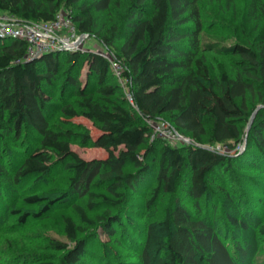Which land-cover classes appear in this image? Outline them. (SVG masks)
I'll return each mask as SVG.
<instances>
[{
    "label": "trees",
    "instance_id": "trees-1",
    "mask_svg": "<svg viewBox=\"0 0 264 264\" xmlns=\"http://www.w3.org/2000/svg\"><path fill=\"white\" fill-rule=\"evenodd\" d=\"M199 2L129 0L124 28L118 33L111 27L102 35L95 30V14L108 11L114 0H0L1 11L24 23L50 22L70 9L78 33L116 50L132 96L131 103L119 85L109 82L111 64L102 54L65 51L28 60L26 41L0 39V201L17 195L29 181L41 183L59 166L71 175L70 192L62 190L61 197L85 198L86 209L73 206L79 223L64 218V233L74 245L51 240L50 248L64 256L60 263L42 264H81L88 248L82 236L100 225L115 238L126 228L131 231L133 260L126 264H247L252 245L244 233L257 227L264 237L259 193L264 184L256 175H264V1L251 0L249 9V19L257 27L260 23L255 46L221 41L201 46ZM204 52L239 58L234 76H213ZM249 99L263 108L247 133ZM54 111L66 119L93 121L100 132L94 146L107 158L86 160L72 150L71 140L80 133L77 127L55 129ZM148 119L169 122L194 143L151 141ZM26 131L36 135L35 146L15 158L3 144L18 143ZM246 135L241 155L201 145L235 148ZM96 185L110 197L96 193ZM180 190L190 207L176 204L162 220L151 221L161 195ZM130 193L142 202L133 203ZM57 199L32 194L24 202L45 203L48 210ZM100 204L104 209L90 217ZM10 212L22 223L29 218Z\"/></svg>",
    "mask_w": 264,
    "mask_h": 264
},
{
    "label": "rangeland",
    "instance_id": "rangeland-1",
    "mask_svg": "<svg viewBox=\"0 0 264 264\" xmlns=\"http://www.w3.org/2000/svg\"><path fill=\"white\" fill-rule=\"evenodd\" d=\"M264 1V0H263ZM129 0H114V4L106 12L96 13L97 26L96 31H100L102 35H107L109 28L115 27L118 33L124 28L128 17ZM251 0H233L228 3V0H200L199 8L201 12V22L203 30L200 33V44L221 41L225 45L234 43L248 44L255 46L259 34L256 22L249 19V9ZM70 9H64L66 13ZM72 12L75 11L72 9ZM251 18V17H250ZM81 51L96 52L105 56L109 62L114 60L115 49H110L104 45L97 37L88 36L80 43ZM207 59L210 71L213 76H220L226 73L229 76H234L239 58L220 55L214 52H204ZM111 64V62H110ZM67 67L65 65L64 69ZM123 68L117 70L111 64L110 79L112 84L121 87V94L128 96L130 87L127 80L122 76ZM88 69L85 66L81 71L83 83L87 82ZM63 77L60 76L58 86L61 85ZM59 95L60 91H56ZM70 99L69 96H67ZM59 101V100H58ZM72 101V99H71ZM58 103V102H56ZM251 105V118L254 115V120L258 113L261 112L263 105L254 103L249 99ZM54 119L52 126L55 129H65L68 127H77L80 134L71 140V148L86 160L105 159L108 154L105 150L94 146L95 140L100 134L97 126L93 121L84 116L66 119L61 113L54 111ZM250 118V121H251ZM155 121V120H154ZM253 125V123H252ZM248 129V126H247ZM89 135L90 140L85 141L84 136ZM194 141L189 136H184ZM36 135L26 131L18 143H13L10 139L3 144V147L15 158L23 155L30 147L35 146ZM248 137L236 145L235 148H230L228 145L216 144H201L204 147L215 151H220L224 154L241 155L247 147ZM176 146L187 145L181 142L170 143ZM144 153V150L142 151ZM258 173V172H257ZM261 178L264 184V175L256 174ZM70 173L62 167H57L45 180L39 184H34L29 181L23 185L17 195L8 200L0 201V264H42L47 262L60 263L64 254L61 251H56L50 248L51 240H59L69 242V239L64 233V218L71 217L75 222L79 223V217L73 209L74 205L85 207V198H80L75 195L62 196V190L70 192L69 178ZM260 183V181H258ZM94 190L98 194H104L110 197V193L103 185H96ZM264 198V191L259 190ZM37 194L47 197L49 201H56L48 210L46 204L29 205L24 202V197L27 195ZM60 197V199H59ZM133 203L140 204L142 198L130 193ZM264 200V199H263ZM48 201V202H49ZM99 201V200H98ZM183 203L190 207L189 201L183 198L181 190L175 195H161L158 199L154 211L151 214V221L162 220L165 216V211L168 208L174 207L176 204ZM104 209L101 204L97 212H89L90 217H94L96 213H100ZM138 209V208H135ZM19 210L20 215L27 213L29 218L22 223L17 219L19 214H13L10 211ZM221 211V209L219 210ZM262 220L264 221V208L261 209ZM115 213V211H114ZM219 214V212H218ZM39 215V216H36ZM217 226V224H216ZM121 233H116L115 237H110L104 233L103 227L97 226L92 228L85 236H82L87 241V252L84 255V260L81 264H126V261L133 260V249L129 239L130 230ZM249 242L252 245L251 258L247 264H264V237L258 233L257 227H250L246 233ZM72 246L74 245L71 243Z\"/></svg>",
    "mask_w": 264,
    "mask_h": 264
},
{
    "label": "built area",
    "instance_id": "built-area-1",
    "mask_svg": "<svg viewBox=\"0 0 264 264\" xmlns=\"http://www.w3.org/2000/svg\"><path fill=\"white\" fill-rule=\"evenodd\" d=\"M63 10L53 21L32 23L19 22L13 15L0 10V39L14 38L26 41L29 47L26 57L28 60L48 53L80 51L79 44L88 38V35L78 33L70 16L71 10L66 13ZM110 62L117 70L123 68L115 58ZM127 97L132 103L131 94ZM147 121L152 130L151 141L163 139L169 143H192L165 120L148 119Z\"/></svg>",
    "mask_w": 264,
    "mask_h": 264
},
{
    "label": "water",
    "instance_id": "water-1",
    "mask_svg": "<svg viewBox=\"0 0 264 264\" xmlns=\"http://www.w3.org/2000/svg\"><path fill=\"white\" fill-rule=\"evenodd\" d=\"M253 120H254V115L252 116L251 121L249 123L248 129H247V133L250 131V129L252 127ZM246 137H248V135H246Z\"/></svg>",
    "mask_w": 264,
    "mask_h": 264
}]
</instances>
